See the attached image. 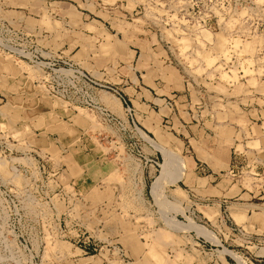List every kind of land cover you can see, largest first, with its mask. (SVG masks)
Returning <instances> with one entry per match:
<instances>
[{
  "label": "rangeland",
  "instance_id": "rangeland-1",
  "mask_svg": "<svg viewBox=\"0 0 264 264\" xmlns=\"http://www.w3.org/2000/svg\"><path fill=\"white\" fill-rule=\"evenodd\" d=\"M153 82L254 110L222 206L181 177L188 148L125 109ZM235 257L264 264V0H0V264Z\"/></svg>",
  "mask_w": 264,
  "mask_h": 264
},
{
  "label": "crops",
  "instance_id": "crops-1",
  "mask_svg": "<svg viewBox=\"0 0 264 264\" xmlns=\"http://www.w3.org/2000/svg\"><path fill=\"white\" fill-rule=\"evenodd\" d=\"M179 84L181 91L185 93L174 92L172 96L164 94L166 97H162L163 93L158 91L159 82L157 84L153 82V85L148 86L133 85L129 88V102H126L136 107L142 116H146L148 124L158 131V142L172 141L182 150L185 146L188 148L189 170L186 172L191 174L189 177L192 187H201L199 192L204 198H211L213 190L217 191L216 187H219V203L216 205L222 206L229 191L235 188L234 185L230 187L228 183V178H232L233 175V167L237 166L236 163H241L244 157H248L251 151L246 140L243 149L238 148L240 145L238 127L241 126L239 121L243 118L251 125L257 124L253 116L254 110L248 109L252 113L246 112L240 110L239 105L231 106V109L226 101L214 102L212 105V100L207 102L205 100L204 108L201 109L193 98L189 86H186L185 82ZM167 97L170 99L176 97V107L172 111L163 105ZM241 112L248 115L244 118ZM167 122L171 123L169 126L171 132L166 131ZM146 130L152 132L147 128ZM147 175H150L149 170ZM201 183L203 184L200 185ZM237 189L238 198L246 197L250 193L243 185ZM210 208L211 204L203 206L204 217Z\"/></svg>",
  "mask_w": 264,
  "mask_h": 264
},
{
  "label": "bare ground",
  "instance_id": "bare-ground-1",
  "mask_svg": "<svg viewBox=\"0 0 264 264\" xmlns=\"http://www.w3.org/2000/svg\"><path fill=\"white\" fill-rule=\"evenodd\" d=\"M181 177L186 182H190L191 181V178L189 177V174L187 172H185V169L181 172ZM235 259H236L237 263L239 264V261L237 260V257H235Z\"/></svg>",
  "mask_w": 264,
  "mask_h": 264
},
{
  "label": "built area",
  "instance_id": "built-area-1",
  "mask_svg": "<svg viewBox=\"0 0 264 264\" xmlns=\"http://www.w3.org/2000/svg\"><path fill=\"white\" fill-rule=\"evenodd\" d=\"M91 100H92V99H91ZM125 105H126L125 109H126L129 113H131V111H132L131 109H132V108H131L130 105L126 102V100H125ZM131 120H132L133 124L136 126V123H135L133 117L131 118ZM151 161H154V160L151 159ZM154 163L157 164V165H159L158 161H154Z\"/></svg>",
  "mask_w": 264,
  "mask_h": 264
},
{
  "label": "trees",
  "instance_id": "trees-1",
  "mask_svg": "<svg viewBox=\"0 0 264 264\" xmlns=\"http://www.w3.org/2000/svg\"><path fill=\"white\" fill-rule=\"evenodd\" d=\"M229 262H230L231 264H234L233 260H232V259H230V258H229Z\"/></svg>",
  "mask_w": 264,
  "mask_h": 264
}]
</instances>
